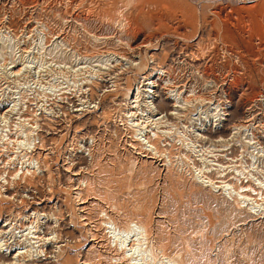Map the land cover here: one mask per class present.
<instances>
[{
  "label": "rangeland",
  "instance_id": "rangeland-1",
  "mask_svg": "<svg viewBox=\"0 0 264 264\" xmlns=\"http://www.w3.org/2000/svg\"><path fill=\"white\" fill-rule=\"evenodd\" d=\"M77 52L88 54L89 61L79 63L70 57ZM115 54L127 62L139 57L128 62L138 73L136 78L148 71V61L158 55L162 60L198 62L195 68L205 71V80L228 74L220 84L232 88L235 104L223 124L216 128L208 124L218 141H227L217 143L220 155L218 160L210 158L214 160L210 164L233 166L227 170L228 177L236 178L235 170L242 172L238 177L244 186L256 188L258 181H264V119L254 102L264 94V0H0V171L12 173L9 188L19 187L28 201L22 206L18 198L1 200L0 225L7 215H17L23 225H18L15 239L22 241L26 238L20 239L22 235L36 231L26 230L32 225L23 218L40 215L34 227L37 224L43 232L41 240L28 237L35 243V257L27 258L25 264H133L126 250L113 242L108 223L121 231L131 224L147 229L149 240L136 256L146 264H168L165 258L176 264H264V213L257 208L253 213L251 205L241 206L234 196L200 183L191 162L202 153L193 151V157L188 153L183 162L172 156L174 163L165 165L126 134L118 143L113 140L106 125L109 101L125 103L137 82L111 61L112 71L107 70L103 57ZM169 66L174 69L171 62ZM76 70L102 80L113 75L109 82L116 83L117 89L107 104L104 100L102 112H97L99 107L96 111L82 108L71 126L70 100L60 94L70 90V72ZM53 78L56 86L46 84ZM168 83L166 89L195 95L183 97L185 101L193 98L186 102L190 107L186 117L195 121L205 107H196L201 105L195 98L209 89L199 92L202 87L196 84L181 89L177 82ZM177 93L171 99H159L164 105L159 103L155 109L162 113L165 106L166 116L174 118L180 103ZM243 97V108L250 116L244 120L240 119ZM143 98L142 94V102ZM21 116L29 126L23 129L24 138L18 137L20 130L15 127ZM191 126L187 125L192 135L196 128ZM104 128L105 133L94 132ZM89 130L96 140L93 159L81 162L71 156L70 164V153ZM9 139L15 143L8 145ZM188 143L187 148L196 150ZM225 150L228 156L220 153ZM197 161L202 167L203 162ZM211 168L217 171L209 175L219 176L220 169ZM17 172L23 173L22 181L12 178ZM256 199L264 208V192L263 200ZM17 251L12 250L10 258Z\"/></svg>",
  "mask_w": 264,
  "mask_h": 264
},
{
  "label": "bare ground",
  "instance_id": "bare-ground-1",
  "mask_svg": "<svg viewBox=\"0 0 264 264\" xmlns=\"http://www.w3.org/2000/svg\"><path fill=\"white\" fill-rule=\"evenodd\" d=\"M146 28L150 29L151 27L149 28V26L148 27L146 26ZM115 56L118 59H120L121 62L127 61L126 60L127 58L125 59L124 56L121 57V56H117L116 54H115ZM109 57H112V55ZM109 60H107V67H106L107 70H110V66H111L110 63L108 64V62H110ZM121 62H119V64H121ZM130 62H132V61H130ZM115 65H117V64H115ZM99 66H100V64H99ZM113 68H115V66ZM66 69H68V68H66ZM71 70H72V68H71ZM111 71L112 70H110L109 72H111ZM61 72H63V71H61ZM18 74H19V71H18ZM55 78H56V76H55ZM55 78L48 80V82L46 81V84L48 83L50 86H56L55 85V81H56ZM114 84H116V83H109V84H107V86L105 88L110 86L113 90V93H115L117 88L114 86ZM154 88H155V85L145 84L142 87L141 85L139 86L136 82L133 90L130 92V95L128 96L127 101H125V103L121 104L118 102L115 103V101H113V102L109 101L108 107H109L110 116L113 117V124H108V122H106V125L109 126L108 127L109 132L112 135V137H114L113 140L116 141V143H118L119 141H121L124 138V134H126L125 136H129L131 140H133L135 143H137L141 146L140 149H142L146 153H148L149 156L156 158L159 161L162 160L165 163V165H169L172 162L174 163V161H172V156H174V159L180 158L181 162H183L184 160H186L188 158V153L191 154V153H193V151L195 153H202V154H199L198 156H196V159L193 160V162H191L193 166L192 167L190 166L192 168V170L194 171V174H196L197 178L199 179L200 183L205 184V187H210V188L217 189V190L219 189V190L223 191L225 194L228 193L230 195V197L234 196L236 202L239 205H241V204L242 205L247 204V206L251 205L253 207V208H251L252 210L257 208L258 212L262 211L259 214L264 213V208L262 207V204H258L257 203L258 199H256V197L258 196L261 200H263V192L264 191H258L257 189L264 190V181L263 182L258 181L259 183L257 182V184H258V187H256L257 189L254 188L253 186H247V185L244 186L242 184L243 183L242 179H240L242 177H238L242 172L235 170L237 177L236 178L230 177V176L228 177V175H230L229 172L232 171V169L230 171L228 169L233 168V166L227 165L228 167H224V165H220V164H216V163L210 164L211 162H214V160H218L216 157H218L220 155V154H217L218 153L217 143H219L220 141H226V140L218 141L215 138L216 136L213 134L214 130L212 128H210V126L208 125L212 122L207 121V124H205V125L200 123L199 128H196L194 130V134H192V135L189 134L190 132L188 131L189 128L187 127V125L191 123V125L194 127V125L192 124V122H194V121H191L189 118L186 117L187 116L186 114H187L188 110L190 109V107H188L186 102L190 103L191 100H193V98L191 100L186 99V101H185L183 99V97H188L189 94L193 95L192 92H190L189 94H186V93L178 91V93L175 94L176 98L175 97L174 98L177 100L179 97L180 99L178 101H180V103H176V111H174V113H176V116H174V118H171L170 116L164 117L163 114H162L163 115L162 117H159L160 112H158L155 109V105H159L158 101H160V100L157 98V97H159V94H158V90L157 89L154 90ZM159 91L165 95L164 99H171V97L174 96L173 95L174 92H176V90L171 91L169 89H166L165 87L161 88ZM57 92H61V90H59ZM169 92L172 93V96H170ZM63 94H65V92L60 94V96ZM107 94H110V93H107ZM142 94L144 97L143 100H145L143 102L141 101ZM193 96H195V95H193ZM57 97H58V95H57ZM153 99H155L156 104L153 103ZM149 100H151V101L149 102ZM263 100H264V94H263ZM263 100L261 103H258V105L261 108L260 109V111L262 112L261 117L264 119V101ZM157 102H158V104H157ZM106 104H107V102H106ZM207 106L208 105H206L204 107L203 111L201 110L202 113L212 110V109H209ZM76 107H73V105H71V116L73 117V120H71V126H73L72 124H73L74 120L76 119V117H75L76 113H80V111H82L81 110L82 108L81 109L78 108L80 106H78L77 108ZM98 107L99 106H96L94 108V106H91L90 108H86L85 110L96 111L98 109ZM146 107H148V108H146ZM78 109H80V111L77 112ZM88 111L85 114L92 113V112H88ZM102 111L103 110L101 107V109L98 110L97 112H102ZM202 113L196 114V116L198 117V116L204 115ZM85 114H83V115H85ZM217 115H220V114H216L214 116H217ZM4 116H6V115H4ZM6 118L7 117L2 118V120H4L5 123L7 122ZM175 118L177 119V121H173ZM196 118H194L195 121H196ZM184 119H186L185 124L182 122ZM224 119H222L218 122H215L214 123L215 128L220 126L221 124H223L225 121ZM16 120H17V122L15 124V127L17 130L18 129L20 130V132H17L18 137L24 138L25 135H23L24 134L23 129L27 126L24 123H27V122H26V120L22 119V116ZM166 123H169L171 126L166 124ZM181 124L183 127H181ZM103 126H104V124H103ZM27 127H29V126H27ZM94 127L95 126H92L91 129H93ZM204 127H208V128L206 130H204ZM30 129H32V127H30ZM90 130L85 131L89 135H87V136L83 135L80 137L79 147H82V146H85L86 144H89V153H87V155H84V157L80 156V155L75 157L78 160H80L81 162H83V161L90 162L93 159L92 158V156H93L92 152H93V147L95 146L94 144L96 143L94 132L95 133H99V132L105 133V131H107L106 128H104L102 130L96 129L94 132H91ZM145 130H148L150 132V134H144ZM82 133H84V132H82ZM82 133H80V135H82ZM106 135H104V136H106ZM169 139L173 140V143H170ZM207 141L210 142V144L208 146H194L193 145L194 142L204 143ZM156 142H158V145L156 144ZM187 142L191 143L192 146L196 148V150H197V148H200L198 150V152L196 150H190L189 146L187 148V146H186ZM14 143H15V141H11L10 139L7 141L8 145L14 144ZM177 143L180 144L179 147H177ZM248 143L250 144V142H248ZM16 144H18L20 146L23 145V143L18 141V140L16 141ZM228 150L220 151V153L225 152V153H227V154H225V156H228L230 153ZM79 151H82V148H80ZM176 151H178V153H175V155H174L173 152H176ZM191 156L193 157L192 154H191ZM210 158H214V160L210 161ZM68 160L70 161V164H71V155H69ZM197 160H201L203 162L202 167L199 166L201 163L198 162ZM11 161H14V158H12ZM231 161H229V162H231ZM0 162H2L1 157H0ZM211 167H217L218 169H220V173H222V174L216 172L219 174V176L217 175L215 178L210 176L209 172L216 170V168H213V170H212ZM236 167H237V165H236ZM233 173H234V171H233ZM6 174H7L6 172L0 171V201L2 200V201L14 202L18 198L17 202L19 204H21L22 206L23 205L27 206L26 204L28 203V201L26 198L21 196L20 188L15 187V186H14L15 189L9 188L11 183L9 182L8 178L10 176H13V175H10L12 173L9 172L7 174V176H6ZM22 174H20V172H17L15 177H12V178H18V181H22L23 180ZM77 175H79V174H77ZM242 175H244V174L242 173ZM248 177L249 176L247 175L246 179H248ZM219 178H221V179H219ZM232 178H233V181H236V185L238 187H236V185L233 184ZM252 179H253V181L255 180L254 178H252ZM245 182L247 184L249 181L246 180ZM5 184H7V185H5ZM231 184H233V185H231ZM254 184H256V183H254ZM34 189L37 190V188H35V187H34ZM231 198H233V197H231ZM261 200H259V201H261ZM251 209H250V212L252 211ZM252 212L254 213V210ZM2 213H3V211H2ZM33 214H34V217L28 216V217L23 218V220H27V221L29 220V223H31V225L33 226V227L31 226V227L27 228L26 230H34L35 229L36 231L35 232L29 231V233L27 232L28 233L27 235H22V237H20V239L24 238V236L26 237L22 241H17L15 239V238H17L15 236L16 231L19 229L18 225L20 224V228H22V225H23L19 219L16 220L17 215L14 218H9L11 216L7 215L6 217H8V219L4 220L5 222L3 225H0V264H25L27 261L26 260L27 258L35 257L33 254L35 252V251L33 252V248H34L35 243H31L30 239L34 238L37 240H41L40 235L43 232L41 233L39 231L40 227H38L37 224L34 227V225L37 221V218H39L40 215H38L37 213H33ZM31 219H34V221H32ZM14 220H16V222H14ZM107 226H109L108 228H110L109 233H112L111 235L114 238L113 242L117 246L119 245L120 249L126 250V256L127 257L130 256L132 258L131 263H133V264H146V262H144V260L140 261V259H137V257H136V256H138L137 253L141 252L142 244H146L149 240L148 232H147L146 228L138 226L136 224H131L129 226L128 230L121 231V230H117V228H115L113 226V223H108ZM26 230L23 232H26ZM31 235H33V238H28ZM37 235H39V236H37ZM9 241H12V242H9ZM12 250H15V251L18 250V251L13 256V258H10L11 257L10 254H11ZM40 252H41V250H40ZM43 253L45 254V252H43ZM37 254H39V253H37ZM44 257L48 258V259L50 258V257H46V255H44ZM44 260H47V259H44ZM165 260L168 264H176L172 260H169V258L168 259L165 258ZM28 261H30V260H28Z\"/></svg>",
  "mask_w": 264,
  "mask_h": 264
},
{
  "label": "built area",
  "instance_id": "built-area-1",
  "mask_svg": "<svg viewBox=\"0 0 264 264\" xmlns=\"http://www.w3.org/2000/svg\"><path fill=\"white\" fill-rule=\"evenodd\" d=\"M103 42H104V40H103ZM158 54H161V53H158ZM70 57L78 60L79 63H82L84 61V64L87 61H89V58H90L88 54L79 53V52L70 55ZM160 57H161V55H158V58L157 57H154L153 59L150 58L147 66H146L148 68V71L144 74L143 73L139 74L137 78H136V75L138 73L136 72V70L132 66L129 67L128 62L131 60H136L135 62H137L139 57L128 59V62L124 61L125 63L121 62V60L118 59L116 56H114V57L113 56L112 57H109V56L105 57L104 56L103 58H105V59L107 58V60L110 59L109 61L113 62L114 64H117L116 67L118 68L119 72L123 71L125 73L130 74L133 78H136L137 84L139 86L141 85L143 87L145 84L155 85L154 90H156V89L158 90V94H159V97H157L158 99H161V98L164 99L165 95L162 94L159 90L163 87L169 86L168 85V84H170V83H168L169 81L177 82L176 84L178 85V88H181V89H184L185 86L186 87L190 86V85L193 86L195 84H196L195 87H202V88H199L196 90V91L199 90V92L202 91L204 88H208L209 89L208 93H206L204 95H199L198 97L195 98V100L197 101L196 103L201 105V106H196V107H203V105H205V106L208 105L207 107L209 109L216 110L217 112H220L221 115L211 116V114H218V113L215 111H210V112L208 111V112L204 113V115H203L205 118L192 122V124L194 125L195 128H199L200 121H202V120L211 121L212 123H215V122H218V121L226 118V116L228 118L230 117V116H228V114L230 113V111L232 110V108L235 104V103H233V91L229 85L227 87V85L220 84L221 79L226 77V75H228V74L222 73L221 75H219L220 77L217 78L216 80H213V79L205 80V79H203L204 75L206 74L205 71L203 69L195 68V66L200 65L198 62L188 63V62L182 61L181 59L174 61L176 59L173 58L174 59L173 60L170 57L168 60H162V59H160ZM119 62H121V64H119ZM169 62H171V65L174 67V69L170 68ZM102 66L103 65L100 62V68ZM188 66H189V68H188ZM207 74H213V73H208V70H207ZM72 75H74L75 77ZM96 76L97 75H95V74L83 75L78 70L70 72V82H69L70 83V90H68L65 94H63L65 96L64 99L70 100V106L71 105H74V106L77 105V107H78L80 105L81 107H78L80 109L81 108H83V109L90 108L91 106H94V108H95L96 106H99V108L101 109V107H103L105 101L108 102L109 100H111L113 94L108 95L107 93H113L112 88L110 86L105 88V87L99 86V85H101L105 82L110 83L109 81H111L115 76H113V75L109 76V77L106 76L105 79H103V80L100 78L95 79ZM77 77H79L81 79L82 83H79V80L77 79ZM93 78L96 81H94ZM71 81H73V82H71ZM91 81H93V82H91ZM65 83H68V82L66 81ZM214 87H215V89L213 90ZM64 89H66V87H64ZM64 89H61V90L64 91ZM177 92H178V90H176V93ZM242 100H243V103H242V106L240 108H243L245 106L244 105V103L246 101L245 97H243L240 101H242ZM262 100H263V95H260V96L256 97L254 102L261 103ZM83 101H85V102H83ZM150 101L151 100H149V102ZM158 102L163 104V102H160V101H158ZM167 106H169V105H167ZM162 108H163L162 109L163 112L159 114V117H162L163 115L166 117V112H167L168 108L165 106H163ZM80 109H78L77 112L80 111ZM245 111H246V109L243 108V111L241 112V118H240L242 120H244L245 117H250V116L246 115ZM101 119H104V118L102 117ZM173 121H177V119L175 118ZM107 122H108V124H113V117L110 116ZM182 122L185 124L186 119H184ZM166 124L170 125L169 123H166ZM181 127H183L182 124H181ZM262 132H263V128H262ZM144 134H150V132L148 130H145ZM87 135H89V134H85V136H87ZM169 142L173 143V140L169 139ZM67 144L68 143H66L65 146H67ZM64 147H63V149H64ZM80 148H82V151H79ZM75 149H77V150L70 153V155L72 157H76L78 155L84 157V155H87V153H89V144H86L85 146H82V147L76 146ZM57 170H62V169L57 168ZM61 181H62V179H61Z\"/></svg>",
  "mask_w": 264,
  "mask_h": 264
}]
</instances>
